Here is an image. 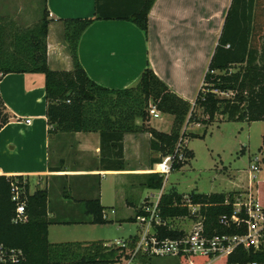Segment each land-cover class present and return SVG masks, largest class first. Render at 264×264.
<instances>
[{"label": "trees", "instance_id": "obj_1", "mask_svg": "<svg viewBox=\"0 0 264 264\" xmlns=\"http://www.w3.org/2000/svg\"><path fill=\"white\" fill-rule=\"evenodd\" d=\"M155 0H93L91 18L62 20L64 40L72 61L71 71H54L47 65L48 10L46 0L40 18L29 25H16L10 18L0 17V81L8 74L37 73L43 76L45 90V116L48 134L98 133L100 138V163L103 170L119 171L124 168L123 139L127 134L150 135L149 150L158 154L150 158V167L162 157L173 155L180 137L194 136L184 130L191 123L210 124L216 116L230 122L247 124L264 121V0H231L226 11L221 32L203 77L202 86L191 105L170 91L146 66L137 83L129 88L111 90L97 85L88 78L81 67L77 47L82 33L95 21L117 20L134 24L144 35L148 30V14ZM227 95L228 97H223ZM153 104L164 115L173 118L169 133H163L147 125V108ZM195 108L203 118H194ZM0 99V129L10 120ZM185 160L175 156L172 172L180 170L193 153L182 151ZM164 178L148 174L143 187L161 190ZM21 190L24 201V223H15L17 203L11 200L12 185ZM257 201L264 209V181L256 183ZM239 193L179 194L174 188L160 195L157 210L164 225L154 226L158 238L175 239L183 232L171 223L190 212L184 205L186 199L199 205L203 228L208 236L235 235L244 232V226H225L222 216L233 214V204ZM47 190L29 193L28 180L22 176L0 175V246L22 254L14 264H116L132 257L137 240L128 237L127 248L106 246L108 242L50 243L48 227L52 224H68L50 219L47 209ZM87 222L73 224L105 225V208L99 198L79 200ZM148 204V201L144 202ZM141 208L135 217L142 215ZM135 217L130 221L135 222ZM193 218V216H190ZM70 224V223H69ZM152 258L136 256L137 264H149ZM195 264H204L209 257H192ZM264 264V251L238 248L228 257L213 264ZM179 264H189L185 258Z\"/></svg>", "mask_w": 264, "mask_h": 264}, {"label": "crops", "instance_id": "obj_2", "mask_svg": "<svg viewBox=\"0 0 264 264\" xmlns=\"http://www.w3.org/2000/svg\"><path fill=\"white\" fill-rule=\"evenodd\" d=\"M230 2L155 0L148 14L147 35L130 22L95 21L79 39L78 61L90 80L111 90L134 86L145 67L149 66L170 91L192 102L201 86ZM46 8L49 14L47 65L54 71H71L73 66L64 40L62 20L91 18L93 0H46ZM0 17L10 18L16 25H25L1 6ZM0 99L11 116L0 129V175L27 179L30 194L36 190H47L50 219L56 217L63 222H87L89 217L83 207L77 208L75 203L71 206L68 202L75 197L78 200L98 197L104 207L102 194L105 183L112 184L121 193L118 199L124 201L126 207L135 206L129 196L144 188L145 177L151 169L149 159L158 157L149 150V134L125 135L123 170L106 171L100 163L98 133L48 134L41 74L5 75L0 81ZM26 120H29L28 124ZM152 121L150 119L147 125L163 132L153 127ZM249 166L244 175L227 180L226 190L216 193L237 192L241 195L253 188L258 197L255 186L258 181H264V169L259 167L257 171H251ZM64 182L74 197L58 191L61 206L50 208L51 188L61 187ZM60 187L57 189L60 190ZM104 214L112 221L116 211L110 210L108 215L104 210ZM66 216L69 218L65 219ZM56 225L61 224L48 227V240L51 229Z\"/></svg>", "mask_w": 264, "mask_h": 264}, {"label": "rangeland", "instance_id": "obj_3", "mask_svg": "<svg viewBox=\"0 0 264 264\" xmlns=\"http://www.w3.org/2000/svg\"><path fill=\"white\" fill-rule=\"evenodd\" d=\"M0 6L18 22L29 25L40 18L44 0H0ZM201 86L197 89L194 100ZM222 96L228 97L227 95ZM194 100L189 103L192 105ZM193 115L196 120L203 118L201 111L197 108H195ZM152 120L153 127L165 133L170 132L171 116L161 114L160 119ZM186 133L194 135L187 138V147L193 153V158L180 170L171 172L166 180L164 178L161 190L139 188L136 195L133 193L129 196L135 206L126 207L124 201L118 199L121 193L117 192L112 184L105 183L102 194L105 213L109 215L110 210L116 211L114 220L105 225L73 224L72 222L56 225L51 229L49 241L51 243L94 241L109 243L126 240L128 237L138 234V224L128 219L135 217V208L136 210L142 208L145 201L148 200L149 203H153L161 193L168 192L171 188L185 194L191 191L205 194L222 192L226 190V182L230 177H237L246 173L250 160L254 156L262 158L259 166L262 170L264 169L262 136L264 135V121L247 124L222 120L221 116H216L214 121L207 125L196 124L194 121V123L187 125ZM94 182L97 184L96 180ZM52 185L54 186V183ZM57 188L52 187L50 190L49 206L54 209L61 206V191H64L65 195L68 196L74 195L70 194L68 184L65 182L61 184L60 190ZM58 191L60 192L58 193ZM240 194V200L244 201L248 193ZM145 198L147 199L144 200ZM68 203L71 206L75 203V207L82 208V203L76 197ZM68 216L65 219L70 217ZM55 219L57 220L56 217ZM189 225V220L183 218L176 219L171 223L173 228H184L186 231ZM130 264L137 263L132 261ZM149 264H179V260L177 258L156 257L152 258Z\"/></svg>", "mask_w": 264, "mask_h": 264}, {"label": "built area", "instance_id": "obj_4", "mask_svg": "<svg viewBox=\"0 0 264 264\" xmlns=\"http://www.w3.org/2000/svg\"><path fill=\"white\" fill-rule=\"evenodd\" d=\"M149 119H160L161 113L153 104H149L147 108ZM29 123V120H26ZM186 131V127L184 128ZM188 139L180 137L176 144L174 154L166 155L161 160L154 164L150 169V174H157L163 178L172 172V163L177 156L179 161L185 160L182 151L187 147ZM262 158L254 156L252 163L249 166L251 171H257ZM20 188L12 185L13 202L17 203L15 217L13 222L24 223L27 218L24 214V201H21ZM160 197V196H159ZM159 197L155 202L144 204L141 208L143 214L135 217V222L139 226L137 240L135 242L132 257L125 263L130 264L134 257L144 256L149 258H185L189 264H195L191 260L192 257H209V260L204 264H213L221 258L228 257L233 254L236 249L244 250L253 249L254 251H264V209L257 201L254 189L250 188L247 197L244 201L237 198L233 204V214L230 217L222 216L221 224L225 226L235 225L236 227L244 226V232L235 235H213L208 236L203 228V218L199 215V205L192 204L186 199L185 206L192 217H183L190 222L188 230L184 228L178 230L183 232V235L175 238H158L154 231V226L164 225L161 220L157 205ZM105 218H107L105 216ZM182 219V218H181ZM117 246L126 249L127 243L125 240L109 242L106 246ZM22 259V254L14 250H4L0 246V264H14ZM257 264V263H249Z\"/></svg>", "mask_w": 264, "mask_h": 264}]
</instances>
